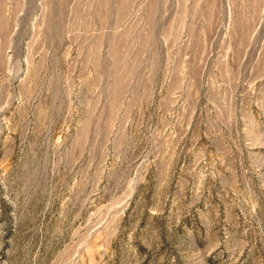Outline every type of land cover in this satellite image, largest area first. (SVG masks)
<instances>
[{"label":"rangeland","instance_id":"1","mask_svg":"<svg viewBox=\"0 0 264 264\" xmlns=\"http://www.w3.org/2000/svg\"><path fill=\"white\" fill-rule=\"evenodd\" d=\"M0 264H264V0H0Z\"/></svg>","mask_w":264,"mask_h":264}]
</instances>
